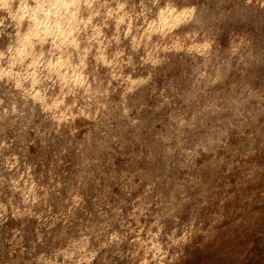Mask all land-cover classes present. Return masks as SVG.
<instances>
[{
    "label": "rangeland",
    "instance_id": "rangeland-1",
    "mask_svg": "<svg viewBox=\"0 0 264 264\" xmlns=\"http://www.w3.org/2000/svg\"><path fill=\"white\" fill-rule=\"evenodd\" d=\"M0 264H264V0H0Z\"/></svg>",
    "mask_w": 264,
    "mask_h": 264
}]
</instances>
